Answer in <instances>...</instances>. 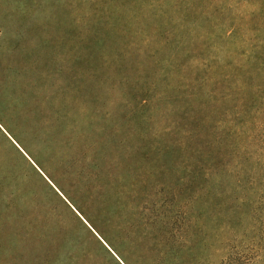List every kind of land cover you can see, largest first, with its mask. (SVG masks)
Returning a JSON list of instances; mask_svg holds the SVG:
<instances>
[{"label":"rangeland","instance_id":"obj_1","mask_svg":"<svg viewBox=\"0 0 264 264\" xmlns=\"http://www.w3.org/2000/svg\"><path fill=\"white\" fill-rule=\"evenodd\" d=\"M256 28L264 0H0V264H264V132L219 194L174 125L228 135Z\"/></svg>","mask_w":264,"mask_h":264},{"label":"trees","instance_id":"obj_2","mask_svg":"<svg viewBox=\"0 0 264 264\" xmlns=\"http://www.w3.org/2000/svg\"><path fill=\"white\" fill-rule=\"evenodd\" d=\"M261 30V28H256L254 30L255 35L264 33V31ZM231 54L234 56L236 52H231ZM241 55L244 58V63L237 65L233 69L232 75L235 77V75L238 74V77L242 79V83L238 85L243 87L233 92L237 105H235V111L231 114L232 119L230 121V126L232 130L229 131L228 135L220 138V136L214 132L216 127H214L213 123L211 122L208 124L206 119L207 116L201 113L199 109L192 110L193 105L190 104L189 101H185L186 110L182 112L180 119L178 118L177 122L174 123L176 128L180 127L183 129L182 135L179 137L183 155L189 150V153L195 157L194 159L198 164L201 175L219 180L217 185L211 184L209 187V190L213 193H225V188L227 190L225 182L230 177H226L228 171L224 169V165L232 160L233 156L236 154L237 158H239L240 150L237 148H242V146H234L229 143V140H233L235 137L239 136L238 134L242 135L248 131L253 133L258 131V134L264 132V83L257 87L253 84L256 79L259 81L264 80V40H262L261 44H252L250 52H244ZM219 85L217 89L222 90V86ZM253 86L256 87L255 90H251ZM258 105L261 106V108L255 109ZM217 117L224 118L222 115H217ZM214 120H216V118H214ZM8 135L17 143V140L14 139L10 133H8ZM211 136H214L215 140H213ZM247 136L248 138L250 137L249 135ZM17 145L19 146L18 143ZM21 149L25 151L23 148ZM186 158L187 157L184 155L185 161ZM244 175L245 172L239 171L235 183L240 184ZM220 183H222L224 187H221ZM237 187L238 186H234L232 188ZM15 193V200H21L20 202H22L23 206H29L33 202L34 197L27 190L21 191L15 189ZM56 196L59 198L58 200H60V197L58 195ZM60 202L62 201L60 200ZM62 204L64 203L62 202ZM34 208H36L37 211H41V208L37 205H34ZM19 216L23 217L24 214L20 212ZM106 254L109 255L108 252H106ZM111 258L115 264H119L113 257ZM136 258L141 263L145 262L144 257L140 255L139 252H137ZM79 264L104 263L95 257L89 250L82 249L79 252Z\"/></svg>","mask_w":264,"mask_h":264},{"label":"water","instance_id":"obj_3","mask_svg":"<svg viewBox=\"0 0 264 264\" xmlns=\"http://www.w3.org/2000/svg\"><path fill=\"white\" fill-rule=\"evenodd\" d=\"M119 262H120V260L118 259V258H116ZM121 263V262H120ZM122 264V263H121Z\"/></svg>","mask_w":264,"mask_h":264}]
</instances>
